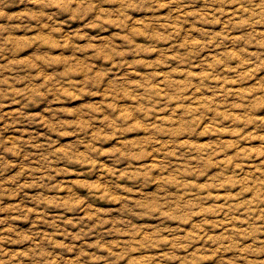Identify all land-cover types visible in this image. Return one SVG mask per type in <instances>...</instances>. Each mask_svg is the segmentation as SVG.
<instances>
[{"label": "clouds", "instance_id": "1", "mask_svg": "<svg viewBox=\"0 0 264 264\" xmlns=\"http://www.w3.org/2000/svg\"><path fill=\"white\" fill-rule=\"evenodd\" d=\"M0 264H264V0H0Z\"/></svg>", "mask_w": 264, "mask_h": 264}]
</instances>
